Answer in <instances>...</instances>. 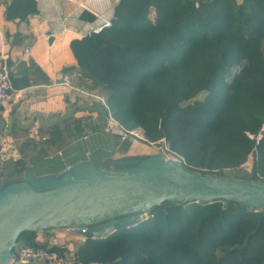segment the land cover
Masks as SVG:
<instances>
[{
	"label": "trees",
	"instance_id": "16d2710c",
	"mask_svg": "<svg viewBox=\"0 0 264 264\" xmlns=\"http://www.w3.org/2000/svg\"><path fill=\"white\" fill-rule=\"evenodd\" d=\"M37 11L36 0H12L6 16ZM81 44L78 84L104 95L127 129L141 127L145 143L166 137L186 169L209 176L254 155L241 178L264 179V0H120L111 24ZM78 109L83 114L26 130L14 153L0 155L1 178L32 171L84 131L86 114L100 113ZM7 150L0 140V154ZM80 227L87 232L77 264H264V204L165 200ZM36 236L26 230L17 241L68 252Z\"/></svg>",
	"mask_w": 264,
	"mask_h": 264
},
{
	"label": "crops",
	"instance_id": "0c3cea01",
	"mask_svg": "<svg viewBox=\"0 0 264 264\" xmlns=\"http://www.w3.org/2000/svg\"><path fill=\"white\" fill-rule=\"evenodd\" d=\"M11 1L0 0V63L5 58L13 80L9 102L0 109V140L16 151L26 130L55 125L73 113L83 114L80 106L99 105L63 84L61 79L68 75L74 85L97 93L78 84V54L83 46L80 42L104 22L111 21L120 0H36L38 11L22 20L7 18V5ZM24 80L28 84L19 85ZM84 123L85 129L79 136L72 137L52 155L38 159L32 170L36 176H58L68 166L88 161L97 149L107 152L113 149L111 138L100 132L96 113L86 114ZM84 134L88 136L85 138ZM116 145L115 154L103 159V165L110 169L125 167L141 154L149 155L144 152L146 144L137 139L117 137ZM5 184L0 176V189ZM71 227L80 226L37 230L36 239L66 246L72 254L85 237Z\"/></svg>",
	"mask_w": 264,
	"mask_h": 264
},
{
	"label": "water",
	"instance_id": "95a60500",
	"mask_svg": "<svg viewBox=\"0 0 264 264\" xmlns=\"http://www.w3.org/2000/svg\"><path fill=\"white\" fill-rule=\"evenodd\" d=\"M101 131L113 149H97L88 161L65 169L58 176L26 172L18 179H3L0 189V264H9L19 234L68 226H85L108 218L146 211L165 200H238L257 207L264 204V179H232L186 169L182 161L163 151L139 155L129 165L110 169L103 159L116 152L117 137L107 130L106 110L100 106Z\"/></svg>",
	"mask_w": 264,
	"mask_h": 264
},
{
	"label": "built area",
	"instance_id": "2783aa9c",
	"mask_svg": "<svg viewBox=\"0 0 264 264\" xmlns=\"http://www.w3.org/2000/svg\"><path fill=\"white\" fill-rule=\"evenodd\" d=\"M111 21L104 22L100 28L96 31H99L104 26L110 25ZM26 53H29L30 50L28 48L25 49ZM11 67L8 64V62L3 58V61L0 63V109L5 108L9 102L11 90L13 89V84L11 81ZM61 82L65 85L70 86L73 88L76 92L82 95H86L87 98L90 100L95 101L99 105H101L106 110V123H107V130L112 132L116 137H118L120 140H126L130 137L137 139L139 141H142L145 143L146 138L144 136L143 129L141 127L135 128V129H127L124 125H122L112 114L109 105L107 104L106 98L104 95L100 93H94L87 90H84L83 87L74 85L71 81V78L68 75H65L62 77ZM97 116L100 120L101 125V114L97 113ZM88 134H84V137L86 138ZM154 147H157L156 150H160L165 152L169 155L177 156L181 161L183 160V157L180 155L175 154L169 146V143L166 139V137H161L156 145H151ZM15 152V149L10 146V149L7 150V152L1 153V156H5V154H12ZM61 154V152H59ZM245 165L246 172H251L252 170V163L246 162ZM70 166H68L66 169H68ZM245 171V170H244ZM71 229L75 230L77 229L81 234H85L87 232L86 227H71ZM71 261V264H77L75 263V257L74 253L64 252L63 255H60L57 251H51L48 248H45L43 246L34 247L28 244L19 243L14 248V254L12 257V260L9 264H65L69 263Z\"/></svg>",
	"mask_w": 264,
	"mask_h": 264
},
{
	"label": "rangeland",
	"instance_id": "374dc122",
	"mask_svg": "<svg viewBox=\"0 0 264 264\" xmlns=\"http://www.w3.org/2000/svg\"><path fill=\"white\" fill-rule=\"evenodd\" d=\"M236 70H237V68H234V72H236ZM130 138H132V137H130ZM145 144H146V147H148V148H151V149H156L157 148V147H154V146H149L147 143H145ZM253 160H254V155H250L246 162L253 163ZM246 162H244L238 168H225L224 169L225 177L232 178V179H237V180L238 179H243V178H241L242 177L241 175H242V173L244 174V170L246 171V169H245V165L247 164ZM41 264H45V263H41Z\"/></svg>",
	"mask_w": 264,
	"mask_h": 264
},
{
	"label": "bare ground",
	"instance_id": "6f19581e",
	"mask_svg": "<svg viewBox=\"0 0 264 264\" xmlns=\"http://www.w3.org/2000/svg\"><path fill=\"white\" fill-rule=\"evenodd\" d=\"M160 152V151H159ZM158 153V152H157ZM157 153H153V154H149V155H155V154H157ZM145 156H148V155H145Z\"/></svg>",
	"mask_w": 264,
	"mask_h": 264
}]
</instances>
